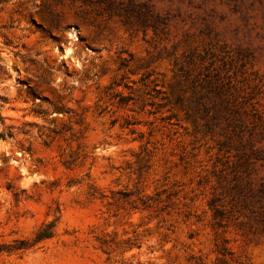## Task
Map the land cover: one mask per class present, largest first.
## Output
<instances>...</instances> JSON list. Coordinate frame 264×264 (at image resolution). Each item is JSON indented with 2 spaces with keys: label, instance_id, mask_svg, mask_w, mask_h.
Wrapping results in <instances>:
<instances>
[{
  "label": "rangeland",
  "instance_id": "1",
  "mask_svg": "<svg viewBox=\"0 0 264 264\" xmlns=\"http://www.w3.org/2000/svg\"><path fill=\"white\" fill-rule=\"evenodd\" d=\"M0 264H264V0H0Z\"/></svg>",
  "mask_w": 264,
  "mask_h": 264
}]
</instances>
